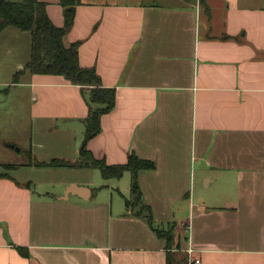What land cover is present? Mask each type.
I'll return each instance as SVG.
<instances>
[{"label":"crops","instance_id":"0c3cea01","mask_svg":"<svg viewBox=\"0 0 264 264\" xmlns=\"http://www.w3.org/2000/svg\"><path fill=\"white\" fill-rule=\"evenodd\" d=\"M39 1L62 26L60 0ZM79 2L63 43L115 89L87 148L153 162L138 186L172 242L125 207L130 172L29 164L77 159L87 104L62 76L0 55V105L20 98L28 122L24 147L0 148L31 158L0 178V264H188V249L199 264H264V0Z\"/></svg>","mask_w":264,"mask_h":264},{"label":"trees","instance_id":"16d2710c","mask_svg":"<svg viewBox=\"0 0 264 264\" xmlns=\"http://www.w3.org/2000/svg\"><path fill=\"white\" fill-rule=\"evenodd\" d=\"M79 3V0H60L63 24L55 26L47 15L46 4L39 0H0V33L7 27L30 33V57L25 68L32 74L62 76L70 84L79 86L88 108L83 119V141L74 162L53 158L48 162L34 160L29 164L46 168L97 169L104 179L120 178L124 172H130V198L125 199V207L132 211L134 217L144 219L157 237L165 239L167 245H170L172 228L164 230L153 226L151 210L143 202L138 186V172L153 169V162L131 153L124 164L109 165L104 159L95 158L87 148L89 140L100 132L101 116L109 113L115 105V89L103 87L94 68L81 67L78 42L68 46L63 43L64 36L73 24L75 7ZM17 82L18 74H15L13 83ZM2 166L10 170L16 167L11 164ZM3 177H7L6 174H0V178ZM18 251L23 256L27 255L24 249L19 248Z\"/></svg>","mask_w":264,"mask_h":264},{"label":"rangeland","instance_id":"374dc122","mask_svg":"<svg viewBox=\"0 0 264 264\" xmlns=\"http://www.w3.org/2000/svg\"><path fill=\"white\" fill-rule=\"evenodd\" d=\"M9 1L16 2L20 0ZM10 30H14L16 35L10 33ZM7 50H9L11 53H8ZM0 55L3 57L2 59L4 60L5 64H7V62H12L14 64L16 61L26 64L30 57V33L27 31H20L13 27H8V29H6V31H4L0 37ZM27 74L29 73L27 72ZM22 108V101L20 98L11 96L6 98L5 101L0 105V145L3 146L4 143H8V141L12 139L17 141L18 139L24 140L27 138L28 122L27 117H25L26 114L23 113ZM26 142V140L22 141L23 147ZM1 148L0 164H18L20 161H30L31 159L27 153H24L20 156L13 152H7L4 147ZM9 171V168H5V166L0 165V174H6ZM47 186L46 184L42 183V187ZM198 187L201 188L200 186ZM192 188H194L193 185Z\"/></svg>","mask_w":264,"mask_h":264},{"label":"built area","instance_id":"2783aa9c","mask_svg":"<svg viewBox=\"0 0 264 264\" xmlns=\"http://www.w3.org/2000/svg\"><path fill=\"white\" fill-rule=\"evenodd\" d=\"M187 254H188V259H187L188 264H199V260L194 259L192 257L193 251L191 249L187 250Z\"/></svg>","mask_w":264,"mask_h":264},{"label":"water","instance_id":"95a60500","mask_svg":"<svg viewBox=\"0 0 264 264\" xmlns=\"http://www.w3.org/2000/svg\"><path fill=\"white\" fill-rule=\"evenodd\" d=\"M71 188H73V187H69L68 189L70 190Z\"/></svg>","mask_w":264,"mask_h":264}]
</instances>
